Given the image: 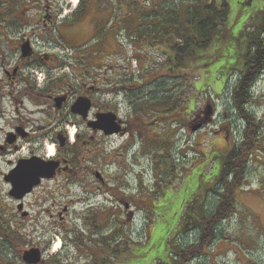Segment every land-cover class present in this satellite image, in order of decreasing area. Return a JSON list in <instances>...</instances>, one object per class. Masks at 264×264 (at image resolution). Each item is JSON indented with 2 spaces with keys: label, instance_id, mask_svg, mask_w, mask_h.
<instances>
[{
  "label": "rangeland",
  "instance_id": "374dc122",
  "mask_svg": "<svg viewBox=\"0 0 264 264\" xmlns=\"http://www.w3.org/2000/svg\"><path fill=\"white\" fill-rule=\"evenodd\" d=\"M80 1H18L13 4L11 10L3 11L5 15L0 14V16L9 18V16L18 14L20 22H24L25 25L17 35H14V30L9 28L8 41L7 38L0 37V39L3 38V42L0 41V43H14L23 31L29 34L33 29H36L38 32L33 37V43L40 53H60L65 56L67 51L65 52L58 46L60 44L58 32L63 30L65 22L69 24L77 22L78 24L82 20V11L74 15L72 19L68 18L77 11ZM116 1L121 5L120 17L122 18L121 27L116 31V39L121 40L123 49L120 55L110 56L109 63L112 67L108 65L104 72L108 70V75H113L114 73L109 71L117 70L122 86L127 85L126 82H129L130 79L135 80L138 88L134 93L138 100L135 109L128 102L130 94L127 96L122 90V93L117 97L118 102H121L122 105L123 118L129 117L136 124V127L133 126L131 129L135 132V141L129 147H125L128 144L127 142L125 144L126 136H115L104 144L105 148L111 146L112 149L104 152L101 151L99 144L97 145V138L93 140L94 138L88 136L87 140L91 141V145L83 144L81 139V143L73 145V150H77L79 155L85 156L82 164L89 166L87 171L93 169L105 171L109 169L107 165H110V171L113 173L110 175L111 183H115L114 176L116 179H120L122 188L120 190L116 188L115 192L116 197L120 200L118 203H114L118 207L116 210L120 214V221L116 218L114 222L108 224L113 221V217L109 210L105 211V216L110 221L101 227L102 231L100 230L99 237L103 241L102 244L101 240L91 238L93 226H85L81 220L84 217L82 213L86 210L85 203L78 201L66 214L64 209L69 207L73 199H83L89 195L90 190L84 191L81 184L87 173L83 168L79 169V173L76 175L81 181L74 178L73 182L60 179L56 191L45 195L39 189L26 201L34 213L50 208L53 213L57 212L58 215H61V212L65 216V225L62 230L68 233H64V235H68L66 237H69L68 247L66 252L61 253L63 255L58 258V261L66 260V264H88L90 256L85 251L88 247L87 244L90 247H96L98 242L104 249L105 264H122L123 258L117 259L115 255L111 254L113 250L111 243L121 245L123 234L127 240L126 245L132 250L125 254L127 259L124 264H158L161 260L168 261L171 239L174 238L175 243L180 245H186L196 239L194 233L182 232L179 234V229L184 222L183 213L187 212L188 207L186 208V206L199 198L201 200L204 194L207 196L205 198L209 207L214 202L216 199L214 193L207 190L215 185L223 167L224 156L234 142L240 140L242 131L240 128H244V124L239 122L232 112L231 95L228 93L225 96L227 89L223 91V88L232 66L239 69L243 67L244 60L238 59L237 53L238 51L245 52H243L244 44L240 41L246 40V38L243 37L244 33L239 32L244 29V26L252 28V22L255 21L250 17L253 15L257 16L258 14L264 19V0H252V3H247L248 0H226L231 8L228 22L233 26L229 45L218 50V47H222L218 41L217 45H213L209 50L211 54H217V56L215 58L205 57L203 64L206 65L204 67H199V64L193 65L187 70L188 76L185 77L182 73V76L178 77L169 75L168 71L161 66V63L166 59L165 52L167 50L163 47H166L165 45L169 41L168 37L162 39L159 36L157 38L144 36L141 38L136 35L135 28L142 20L139 16L142 14V16L148 17V12L151 11L149 7L153 1L132 0V3L130 0ZM141 1L144 3L148 1L150 5H145L144 10L141 8L136 11L143 4ZM216 1L221 3L225 0ZM127 2L128 4H126ZM155 2H159V0H155ZM170 4H178L182 8L184 0H171ZM49 5L52 8L48 7ZM56 8L59 10L57 11ZM40 9L42 14H40ZM143 20L145 21L146 18ZM3 25L5 28L6 24ZM163 28L168 34V25ZM141 39L145 41L141 43ZM78 40L81 41V38ZM135 41L138 46L133 44ZM0 47H2L1 44ZM129 58L130 60H128ZM10 64L11 69L14 66V60ZM63 73L68 74L69 72L66 69ZM236 79L237 74L228 80L229 84L233 86ZM145 80H148L147 83L152 82L153 85L143 87L142 82ZM170 95L174 97L172 100L179 101L173 110V112H177L174 116L166 115V119L165 117L156 118V111L153 108L154 101L165 96L167 102V97ZM254 95L255 103L252 104H254V112L260 122L257 132L260 138L256 149L253 150V155H251L252 159L249 163L251 168L247 179L235 193L236 214L220 226V235L214 245L206 250L204 256L194 260L193 264H264V73L254 88ZM108 98V95H104V99ZM149 101L150 105H144ZM46 102L43 100V103ZM156 102L159 103V101ZM195 102L196 109L190 114H185L188 109L194 106ZM27 109L26 112H28ZM152 118L154 119L152 123L156 125V128H149L150 124L147 125ZM37 122H40L39 118ZM82 137L84 138V135ZM166 137V140H170L172 149L162 151L155 144V140ZM149 143L151 144L149 145ZM27 148L29 149V146L25 147L23 152L28 151ZM40 152L43 154L44 147L41 146ZM120 152L121 155H116ZM118 157L120 159H117ZM82 164L81 166H83ZM84 174L85 177H83ZM91 183H94V179L87 181L86 185L91 187ZM94 186L97 184L95 183ZM5 189L0 181V201H6L4 204L6 210L10 211V220L21 223V218L16 212V203L7 199ZM111 197L109 194L98 193L97 196L92 197V203L99 202L102 208L112 209L114 205L106 203V199L113 201ZM50 219L49 215L43 212V222L46 223ZM51 220L54 222L55 218ZM59 226H63V223L59 222ZM111 227L116 231L114 238H112V234H106L103 231H107ZM6 232L9 234L8 238L15 242L14 246L21 249H29L28 247L39 236L34 222L26 228L23 226L7 227ZM75 239H78V245L81 247L73 242ZM5 241L0 239V244L6 250L4 253L6 261L9 264H23V255L16 248L6 247ZM55 241L54 245L60 242L63 246L64 239L61 235L60 239ZM54 245L48 252V254L51 253L50 256L58 254L62 250L60 247L58 252H54ZM106 259L109 260L107 263Z\"/></svg>",
  "mask_w": 264,
  "mask_h": 264
},
{
  "label": "flooded vegetation",
  "instance_id": "af4514ba",
  "mask_svg": "<svg viewBox=\"0 0 264 264\" xmlns=\"http://www.w3.org/2000/svg\"><path fill=\"white\" fill-rule=\"evenodd\" d=\"M48 7L52 8L51 5ZM79 8L83 12L82 20L78 24L65 22L63 30L58 32L60 43L58 46L67 51L65 56L60 53H40L33 43V37L38 32L36 29L29 34L23 31L14 43H0L2 46L0 47V181L6 188L7 199L16 203V212L22 223L10 220V211L6 210L4 204L6 201L1 200L0 239L6 240L4 244L6 247L19 250L23 255V264L67 263L66 260L58 261V258L63 255L61 253L66 252L68 247L69 237L64 235L68 233L62 230L65 225V216L61 212V215L57 212L53 213L50 208L34 213L26 201L39 189L45 195L56 191L60 179L72 181L74 178L81 181L76 176L81 168L87 172L86 177L85 174L83 176L85 179L81 181L82 187L84 191L89 189L90 192L83 199H73L69 207L64 209L66 214L78 201L85 203L86 210L83 211L84 217L81 220L85 226H93L91 238L99 240H101L99 237L101 227L110 221L106 218L105 211L109 210L113 217V221L108 224L114 222L116 218L120 221V214L116 210L118 207L114 205L120 200L115 194L116 188L119 190L122 188L120 179L114 176L116 184L111 183L110 175L113 173L110 171V165H107L109 169L105 171L102 169L87 171L89 166L82 164L85 156L73 150V145L76 146L81 139L83 144H90L91 141L87 140L88 136L94 138L93 140L97 138V145L99 144L101 151L104 152L112 149L111 146L105 148L104 144L115 136H126L125 144H128L125 147L134 143L135 132L131 129L133 126L136 127V124L129 117L123 118L122 105L117 97L124 90L127 96L130 94L128 102L135 109L137 100L134 93L137 85L134 79L133 81L130 79L126 82L127 85L122 86L117 70L109 71L114 73L113 75L110 73L108 75V70L104 72L108 65H111L110 56L120 55L123 49L121 40L116 39V31L120 29L122 19L120 3L116 0H82L77 11L68 18L72 19L74 15H77ZM17 16L19 15H12L0 21V37L7 38L8 41L9 28L14 30V35L22 31L25 24L20 22ZM84 18H86L85 21ZM3 24H6L5 28ZM3 38L0 39L1 42ZM79 38L81 41L78 40ZM26 43L29 44L27 50L24 49ZM133 44L138 46L137 41ZM13 60L14 66L10 69V62ZM66 69L68 74L63 73ZM104 95H108L109 98L104 99ZM43 100L47 102L43 103ZM36 116H39V123ZM99 116H104L106 121L111 122L112 126L118 130L110 133L105 128H101L98 124ZM45 129L47 130L43 133ZM49 145L55 146V154L52 157L49 156L47 149ZM28 146V151L23 152ZM41 146L44 147L43 154L40 152ZM116 155H121V152ZM53 166L55 167L53 175L34 180L38 170ZM27 174L33 179L32 182L25 181L24 177ZM47 174L50 175V173ZM89 177L94 179L91 187L86 185L87 181H91ZM37 181L38 183L33 185ZM95 183L97 186H94ZM29 186L31 191L24 194V187L29 188ZM98 193L112 196L113 201L106 199V203L114 205L112 209L102 208L97 201L92 203V197L97 196ZM43 212H46L49 218H55L54 222L50 219L48 223H44ZM14 217L16 218L15 215ZM32 222L37 227V233L39 232L37 240L32 242L29 249L14 246L15 242L8 238L6 228L11 226L26 228ZM59 222L63 223V226H59ZM103 231L106 234H112V238L116 237L113 227ZM60 235L64 239L63 246L61 245L62 250L50 256L51 253L48 254V252L52 250L55 240L60 239ZM73 242L81 247L78 245V239ZM101 242L103 244L102 240ZM87 246L85 251L90 256L88 264H105L104 249L100 243H96V247H90L88 244ZM111 247L115 252V258L118 259L120 245L113 242ZM5 251V247L0 244V264H9L5 259Z\"/></svg>",
  "mask_w": 264,
  "mask_h": 264
},
{
  "label": "trees",
  "instance_id": "16d2710c",
  "mask_svg": "<svg viewBox=\"0 0 264 264\" xmlns=\"http://www.w3.org/2000/svg\"><path fill=\"white\" fill-rule=\"evenodd\" d=\"M17 1L0 0V6H3L2 8L0 7V14L4 15L3 11L11 10L13 4H16ZM150 1H153L149 7L151 11H147L148 17L140 14L139 18L142 20H140V23L135 28L136 35L141 38L144 36L152 38L159 36L162 39L163 37H168L169 41L165 45L166 47H163V49L167 50L165 52L166 59L161 63V66L168 71L169 75L178 77L183 74L184 77L188 76L187 70L193 67V65L199 64V67H204L206 65L203 64L205 57L215 58L217 56V54H211L209 50L213 45H217L218 41L222 45L221 48L218 47V50L223 49L227 44L229 45V41L232 38L233 26L228 22L231 8L226 0L221 3H218L216 0H205V2L204 0H184L182 8L178 4H170L171 0ZM251 1L248 0L246 2L251 3ZM141 2L143 4L136 11L145 8V5H150L148 1L147 3ZM244 5H246L245 2ZM79 12H81L80 8L77 14ZM144 18H146L145 21L143 20ZM2 19L4 17L0 16V21ZM250 19L255 21L252 22V28L244 26V29L239 32L244 33L243 37L246 38V40L240 41L244 44L243 52H245L240 53L238 51L237 53L238 59L244 60L243 67L239 69L232 66L233 68L230 69L231 72L227 76L223 88V91L227 89L225 96L228 93L231 95L230 101L233 114L239 122L244 124V128H240L242 129L240 140L234 142L233 146L227 151L223 158V167L215 185L207 190L214 193L216 198L210 204L211 206L209 207L205 194L201 200L199 198L189 206H186L188 208L187 212L183 213L184 222L179 229V234L182 232L194 233L196 234V239L186 245L177 244L174 238L171 239L168 251L169 260H161L158 264H193L194 260L204 256L206 250L214 245V242L220 235V226L236 214L237 203L235 193L243 186L244 181L247 179L251 168L249 164L252 159L251 155H253V150L256 149L255 147L258 145L260 138L257 134L260 122L257 114L254 112V104L252 103H255V85L264 73V19L259 17L258 14L257 16L253 15ZM245 22L244 24L246 25ZM165 25H168V34L165 33V28H163ZM144 41L141 39V43ZM236 74L237 79L232 86L228 80ZM147 81L142 82L143 87L153 85L152 82L147 83ZM164 97L154 101L153 108L156 111V113L154 111L156 118H164L166 115L174 116L177 112H173V110L179 101L172 100L174 97L170 95L167 97L168 101L166 102ZM156 101H159V103ZM144 105H150V101L149 103L145 102ZM195 109L196 102L185 114H190ZM153 121L154 119L152 118L147 123V125L150 124L149 128H156V125L152 123ZM166 139L167 137L155 140V144L162 151L172 149L170 140ZM126 243L127 240L123 234L122 244L120 245V258H123L122 264L127 259L125 257L127 251L132 252L131 247L127 246ZM112 254L115 255V252L113 251ZM108 261L106 259V263Z\"/></svg>",
  "mask_w": 264,
  "mask_h": 264
},
{
  "label": "water",
  "instance_id": "95a60500",
  "mask_svg": "<svg viewBox=\"0 0 264 264\" xmlns=\"http://www.w3.org/2000/svg\"><path fill=\"white\" fill-rule=\"evenodd\" d=\"M98 119H99L98 124L100 125V127L101 128H105L107 130V132L113 133L114 130H118V129H115L112 126L111 122L106 121V118L104 116H99ZM54 170H55L54 166L52 168L45 167L44 169L38 170V172L35 173L34 180L35 179H40L41 177H44V176L50 177L51 175H53ZM47 173H50V175H48ZM24 178H25V181H27V182H32L33 181L32 178L28 177V174ZM37 183H38V181L34 182L33 185L37 184ZM24 188H25V189H23L24 190V194H27V193H29L31 191L30 186H29V188L28 187H24ZM29 262L32 263V261H29Z\"/></svg>",
  "mask_w": 264,
  "mask_h": 264
},
{
  "label": "bare ground",
  "instance_id": "6f19581e",
  "mask_svg": "<svg viewBox=\"0 0 264 264\" xmlns=\"http://www.w3.org/2000/svg\"><path fill=\"white\" fill-rule=\"evenodd\" d=\"M76 2H78V0H76ZM48 149H49V156H50V157L54 156V154H55V146H54V145H49ZM60 247H61V244H60V242H59V243H57V244L54 246L53 251H54V252H57V251L60 249Z\"/></svg>",
  "mask_w": 264,
  "mask_h": 264
}]
</instances>
